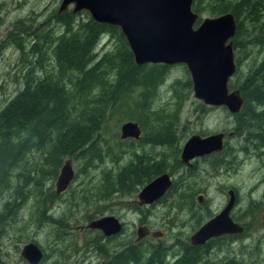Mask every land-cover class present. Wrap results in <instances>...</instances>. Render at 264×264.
Wrapping results in <instances>:
<instances>
[{
    "label": "trees",
    "instance_id": "obj_1",
    "mask_svg": "<svg viewBox=\"0 0 264 264\" xmlns=\"http://www.w3.org/2000/svg\"><path fill=\"white\" fill-rule=\"evenodd\" d=\"M191 9L198 16L195 25L201 13L214 16L230 12L236 24L232 37L234 50L244 47L245 34L252 35L251 39L247 35L246 43L264 47V0H192ZM81 13L85 15L83 18ZM47 18L52 22L37 24L33 31L19 33L11 29L5 35L6 46L14 47L20 55L16 65L21 84L0 107V200L4 199L0 208V240L4 227L17 220L32 197L36 196L40 212V218L35 220L45 224L49 215L38 199L46 197L55 201L79 177L72 194L88 188L99 193L97 201L108 200L113 195H133L154 176L179 164L175 132L183 97L187 99L191 92L184 65V80L169 83L175 98L171 110H164L162 105L154 108L157 90L174 64H135L119 28L93 21L84 10L72 13L71 9H65ZM242 20L249 24L248 32H242ZM57 29L60 33L52 36ZM103 34L112 41V46L97 54L95 47ZM236 62L231 76L234 80L227 86L239 91L242 106L238 112L228 113L232 116L231 131L234 136L242 135L244 141L262 144L255 145L261 147L264 146V138L259 136L264 132V53L242 79H238ZM178 87H182L184 95ZM203 105L197 106L200 114L207 112ZM113 114L136 122L141 131L138 140L116 137L117 143L128 142L125 152L120 149L113 152L114 148L103 136L102 126ZM142 144H160L164 152L158 159L142 154ZM121 155H126L127 160L116 170L100 168L96 176L91 173V169L107 161L115 162ZM66 159L71 164L76 160L80 163L66 189L55 194L53 184ZM49 182L53 184L46 187ZM65 228L69 232V225ZM96 234L92 238L94 243L97 238H103ZM169 247L161 242L140 245L127 239L119 240L110 251L101 244L95 246L103 257L102 264H197L200 261L188 245L181 259L169 261ZM253 250L256 261L264 264L262 249L256 246ZM0 264H7L1 249Z\"/></svg>",
    "mask_w": 264,
    "mask_h": 264
},
{
    "label": "rangeland",
    "instance_id": "obj_2",
    "mask_svg": "<svg viewBox=\"0 0 264 264\" xmlns=\"http://www.w3.org/2000/svg\"><path fill=\"white\" fill-rule=\"evenodd\" d=\"M58 4L59 0H0V107L12 97L21 84L18 73L19 66L16 65L20 62V55L14 47L6 46L7 37L5 35L7 31L13 29L14 32L27 33L33 31L37 24L46 22L44 25H47L51 23L52 21H48L47 17L50 18L54 12L56 13ZM66 9H71V6ZM84 16L83 13L80 14L81 18ZM205 16L209 15L201 13L200 20ZM248 25L245 20H242V32L249 31ZM52 27L55 25L52 24ZM58 32L60 33V29L52 36L57 35ZM247 35L245 34L244 37V47L238 51L233 49V58L237 61L238 79H242L249 67L257 63L264 53V47L246 43L248 37L249 39L252 38V35H248V37ZM111 46L112 41L106 34H103L98 40L95 52L99 54ZM184 76L182 64H174L169 68L167 79L157 90L154 108L157 105H162L164 110H171L175 98L171 88H169V83L175 79L184 80ZM233 80L234 77H230L228 83L233 82ZM178 91L182 95L185 94L182 87H178ZM189 95L187 99L184 98L185 96L183 97L179 109V120L175 132V140L178 144L190 134H212L218 131L231 130L232 116L228 115L224 107L214 106L211 110L200 114L197 106L199 103L202 104L201 101L193 98L191 92ZM125 121L128 120L113 114L102 126L103 136L114 148L113 152L116 149L118 151L120 149L122 152L128 150L126 148L128 142L117 143L115 140L116 137L119 139V127ZM259 136L264 138V132ZM226 141L227 155L223 158L226 164L216 165L217 162H215L213 166H210L208 160L199 162V169L195 170L192 180L190 181V178L187 180L189 185L191 183L208 191V195H204L206 198L215 193H220L221 189L232 188L235 190L237 200L232 212L234 216L239 218L240 222L244 223L246 233L242 237L228 241L223 249L214 248L208 257V262L213 264H230V262L260 264L256 261L253 249L259 246V249L264 252V221L259 218L264 205V146L255 147V145L262 144L254 140L244 141L242 135L237 137L231 134L227 136ZM134 145L136 147L138 144ZM160 149L164 150V146L159 148L150 144H142L140 153L151 154L156 157L158 156L157 153H160L158 152ZM126 160L127 156L121 155L115 162L107 161L105 165H100L90 171L96 176L100 168L116 170L117 166L123 165ZM79 163V160L72 162L71 166L74 172ZM79 182L80 177L73 181L53 202L46 197L38 199V202L45 206V212L49 215L45 224H38L35 220L40 218L35 196L31 198L29 203H26L22 212L17 215V220H11L10 224L4 227L5 231L0 240V249L7 264H27L20 256V249L24 243L29 241L36 243L42 252V256L44 255L37 264H101L103 257L98 254L95 246L101 244L110 251L114 249L119 240H132L135 237L138 221L143 219L141 213L143 215L147 213L145 218L152 225L151 230L161 231L163 234L160 239L166 241L167 245L173 241L174 236L179 237L177 234L181 230L178 218L169 215L173 218L169 227L161 225L162 217L168 213L167 202L166 204L157 203L147 207V209L142 208L141 212L136 208L133 201L135 197L132 195H113L108 200L104 198L97 201L99 193L88 188L84 192H80L79 189L72 194L71 190L78 187ZM50 184L53 183H47L46 187H49ZM218 197L220 198L217 203L221 204L224 195L219 194ZM3 201L4 199L0 200V208ZM135 211L140 212L139 215ZM106 214L117 216L123 222V231L113 241L106 242L103 238H97L94 243L92 238L97 237V231L87 230L86 227L81 228L80 225L85 226L87 221ZM68 225L69 232L65 228ZM182 227H185L184 230H190V224ZM144 240L143 245L154 243L151 237ZM93 243L96 245L94 246ZM172 249L176 251L175 246Z\"/></svg>",
    "mask_w": 264,
    "mask_h": 264
},
{
    "label": "water",
    "instance_id": "obj_3",
    "mask_svg": "<svg viewBox=\"0 0 264 264\" xmlns=\"http://www.w3.org/2000/svg\"><path fill=\"white\" fill-rule=\"evenodd\" d=\"M191 3L192 0H59L56 13L71 6L72 13L84 10L95 22L117 26L135 64H182L189 75L193 98L204 105L222 106L229 113L238 112L242 98L237 89L227 86L235 72L232 48L235 19L230 12H224L205 16L195 25L198 16L192 11ZM139 135V126L134 121H125L119 127L122 139H137ZM223 137V132L203 136L191 134L181 147L180 160L186 162L194 156L219 151ZM72 177L73 169L70 160L66 159L54 181L55 194L64 191ZM170 184L166 173L154 177L136 193L138 203L153 202ZM228 193L229 199L220 212L190 236L191 243L242 231V226L228 216L233 204L232 190ZM260 218L264 219V206ZM85 227L98 229L105 236L121 229L119 221L112 215L91 219ZM145 234L137 230V237ZM20 256L27 264H37L42 252L37 244L29 241L22 245Z\"/></svg>",
    "mask_w": 264,
    "mask_h": 264
},
{
    "label": "flooded vegetation",
    "instance_id": "obj_4",
    "mask_svg": "<svg viewBox=\"0 0 264 264\" xmlns=\"http://www.w3.org/2000/svg\"><path fill=\"white\" fill-rule=\"evenodd\" d=\"M203 106L206 111H209L214 107V106H208V105H203ZM218 132L224 133V137L222 139V147L219 151H212L204 155L194 156L190 158L189 160H187L186 162H182L180 160L179 158L180 151H181V147L184 141L191 134L188 137H186L181 143H179V149L177 151V160L179 164H176L175 167L170 169L168 172H161L156 175L158 176L162 173H166L169 179L171 180V184L164 190V192L156 200H154L151 203H147V204L138 203L137 198H136V193L137 191H139L141 187L135 192V194L132 195L135 197L133 201L136 204V208L140 210L141 212H142V208L147 209V207L153 206L157 203L166 204L167 202L168 204L167 212L168 213H166L162 217V223H161L162 226L169 227V225L172 223V219H173L172 217L178 218V220H180L179 225H180L181 231H179L177 234L179 235V237L174 236L173 241L170 244H168L170 247L168 248V251H167V258H168L167 260L169 261L171 260L175 261V260L181 259V257L184 254L183 251L188 245L190 246V248L195 250V255H194L195 259L197 260L198 256L200 257V261H198L197 264H203V263L213 264L211 262H208V257L210 256L214 248L220 247L221 249H223L224 245L228 241H230L231 238L236 239V238L244 236L243 232L246 230L244 223L240 222L239 218L234 216L232 212L234 209L236 200H237V195H236L235 190H233L232 188H226L225 190L221 189L220 193H215L211 197L206 198L204 197V195H208V191L204 190L201 187L194 186L191 183L189 185L188 183L189 181L187 180L188 178H190V181L192 180L193 174L195 175V170L199 169V162H205L206 160H208L210 166H213L215 162H217L216 165L224 163L223 158L227 155L226 138L227 136H230L233 132L231 130H225V131L223 130V131H218ZM194 134H198V133H194ZM140 135H141V131H140ZM198 135L202 136L206 134H198ZM138 138L137 139L129 138V139L138 140ZM156 146L159 148L162 147V145L160 144H157ZM163 151L164 150L162 149L158 150V152L160 153H157L158 156H156L155 158L158 159L163 154ZM225 164L226 163H224L223 165ZM229 190H232V193H233V204L231 208L229 209L228 216L233 222L242 226L243 228L242 231L237 232V233H222L216 236H210L200 243H191L190 236L208 219L218 214L220 210L222 209V207L226 204L227 200L229 199V193H228ZM219 194L224 195V198L221 204L217 203L220 198V197L217 198V195ZM139 213L137 214L139 215ZM141 214H142L141 216H143V219H140L138 221V224L136 225V229H135V234H134L135 237L131 241L137 244L143 245V243L145 242L144 239L147 237H151V240H154V243L161 242V243H164V245H167L166 241H163L162 239H160L163 234L161 231L151 230L152 225L145 218V216H147V213H145L144 215L143 213ZM106 215L114 216L121 225V229L119 232H117V234L115 233V234H110L107 236L103 235V233L100 230L94 229L98 232V235H100L101 237H103V239H105L106 242H109V241H113L114 239H116V236L117 235L119 236L122 233L123 222L114 214H106ZM169 215L172 217H170ZM259 218H260V215H259ZM260 220L264 221V219H261V218ZM188 224H190V230L188 229L184 230L185 227H182V226H185ZM80 227L83 228L85 226L80 225ZM138 229H140L141 232L146 233V234L143 236L137 237ZM173 246L176 247V251H173L172 249ZM103 262L104 261H102V263Z\"/></svg>",
    "mask_w": 264,
    "mask_h": 264
},
{
    "label": "bare ground",
    "instance_id": "obj_5",
    "mask_svg": "<svg viewBox=\"0 0 264 264\" xmlns=\"http://www.w3.org/2000/svg\"><path fill=\"white\" fill-rule=\"evenodd\" d=\"M62 83V82H61ZM229 113V112H228Z\"/></svg>",
    "mask_w": 264,
    "mask_h": 264
}]
</instances>
